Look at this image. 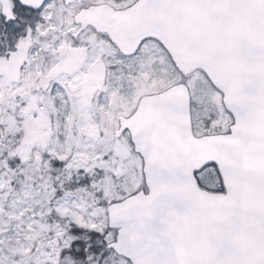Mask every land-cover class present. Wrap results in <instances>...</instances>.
<instances>
[{
  "label": "snow or ice",
  "instance_id": "6c2138e0",
  "mask_svg": "<svg viewBox=\"0 0 264 264\" xmlns=\"http://www.w3.org/2000/svg\"><path fill=\"white\" fill-rule=\"evenodd\" d=\"M0 264H264V0H0Z\"/></svg>",
  "mask_w": 264,
  "mask_h": 264
}]
</instances>
